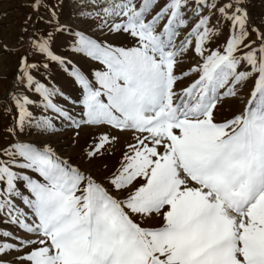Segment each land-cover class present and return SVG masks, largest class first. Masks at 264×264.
I'll return each instance as SVG.
<instances>
[{
  "label": "snow or ice",
  "instance_id": "1",
  "mask_svg": "<svg viewBox=\"0 0 264 264\" xmlns=\"http://www.w3.org/2000/svg\"><path fill=\"white\" fill-rule=\"evenodd\" d=\"M89 3L81 16L92 27L34 33L44 60L19 61L12 140L0 144V223L18 231L0 229V264H264V32L249 30L243 0ZM213 15L230 29L222 48L211 47ZM55 33L98 66L86 74L56 54ZM116 34L133 44L106 38ZM189 52L196 63L178 73ZM50 63L74 79L79 98L33 75ZM230 99L243 109L217 119ZM56 121L109 129L88 145L89 162L112 154L111 130L132 138L113 169L93 175L46 138L60 130Z\"/></svg>",
  "mask_w": 264,
  "mask_h": 264
},
{
  "label": "rangeland",
  "instance_id": "2",
  "mask_svg": "<svg viewBox=\"0 0 264 264\" xmlns=\"http://www.w3.org/2000/svg\"><path fill=\"white\" fill-rule=\"evenodd\" d=\"M218 6L225 2V0H216ZM34 0H0V144H7L12 140L8 134L7 128L13 126V117L15 109L12 108L10 99V89L13 87V81L17 73V67L21 57L27 56L30 62H42L44 57L39 54H34L31 47V38L35 33L37 36L54 32L57 25H63L74 29H88L92 27L95 21L85 22L81 12L88 11L92 8L89 0H40V7L38 10L33 8ZM243 6L249 15V30L251 28H259L264 32V0H243ZM208 10L205 9V12ZM212 23L216 24L219 29V35L214 39L211 47H223V43L229 35V26L223 20L218 21L217 16H212ZM193 20L187 28L181 32V37L194 25ZM27 29V31H24ZM57 39L53 42V51L67 59L82 69L86 74L91 69L98 65L95 62L88 60L82 56L71 53L66 44V33H55ZM99 36V33H95ZM109 42L116 46H131L133 41L123 34L107 35ZM249 39L255 40L256 34L253 32ZM195 58L189 52L184 58L183 62L178 64L176 71L179 73L187 70L193 63H196ZM33 75L40 79L48 86H54L60 89L66 96L77 99L81 96L82 90L74 82V79L63 70V66L57 63H50L47 70L41 67L39 73L33 72ZM91 78V77H90ZM188 80L184 81L186 85ZM249 87L243 89L242 97H246ZM33 99L38 97L32 93H28ZM55 102L67 106L66 102L59 97L54 98ZM244 105L239 99L227 100L217 119L223 117H230L231 115L241 111ZM35 114H39L38 108L32 109ZM76 111L79 107L76 106ZM57 127L60 129L50 137L51 144L64 158H69L75 162L82 169L91 171L93 175H105L108 171L113 169L118 162L121 155V149L132 138L131 132H120L111 130L113 135L119 137V142L114 145L112 154L105 153L103 157L92 160L91 162L84 159V153L88 145L92 142L94 136L103 131H109L107 128L82 126L79 130L69 127L66 122L56 121ZM79 135H76V132ZM22 139H35L34 136L22 135ZM107 165V168L104 166ZM0 229L17 232L15 226L7 223H0ZM22 234V233H20ZM15 253H13V256ZM5 259H12V256L5 257Z\"/></svg>",
  "mask_w": 264,
  "mask_h": 264
}]
</instances>
